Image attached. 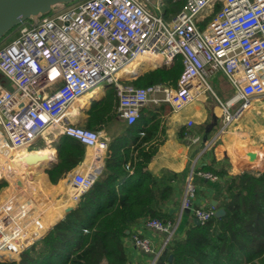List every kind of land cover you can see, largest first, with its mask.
Segmentation results:
<instances>
[{"label":"built area","instance_id":"obj_1","mask_svg":"<svg viewBox=\"0 0 264 264\" xmlns=\"http://www.w3.org/2000/svg\"><path fill=\"white\" fill-rule=\"evenodd\" d=\"M169 2L180 8L169 11ZM143 52L157 61L151 69L180 56L177 84L138 86L117 74ZM217 71L234 87L220 100L224 131L255 96L264 95V0H73L11 29L0 40V150L31 149L39 138L70 136L91 152L61 178L65 184L57 197L24 187L5 166L10 177L5 188V179L0 181V260H19L102 176L109 139L78 122L82 109L77 116L68 111L85 92L101 82L114 84L119 116L128 125L150 103L184 108L212 90L207 78ZM194 174L211 180L219 175L192 170L182 198L192 223L205 224L220 207L196 203ZM176 228V218H141L124 240L128 252L134 247L149 258L127 264H172L167 246Z\"/></svg>","mask_w":264,"mask_h":264},{"label":"trees","instance_id":"obj_2","mask_svg":"<svg viewBox=\"0 0 264 264\" xmlns=\"http://www.w3.org/2000/svg\"><path fill=\"white\" fill-rule=\"evenodd\" d=\"M180 5L176 3L169 11ZM182 69L178 56L172 64L148 69L130 81L138 86L155 82L176 85ZM117 104L116 87L111 84L106 100L93 103L85 126L104 128L119 115ZM165 120L162 104L143 106L126 132L109 142L102 176L81 195L77 205L23 251L19 260H0V264H127V230L143 217L175 220L168 205L175 201L173 180L177 174L155 176L148 166L166 139ZM214 126L210 119L205 122L208 135ZM177 135L182 139L194 131L181 126ZM50 146L58 150V160L47 170L56 183L81 161L85 144L61 136L55 143L35 149ZM203 169L225 177L218 205L225 213L214 215L205 224L177 227L167 246V258L173 255L172 264H264V169L236 174L212 166ZM43 180L50 185L46 174ZM64 183L61 180L58 187Z\"/></svg>","mask_w":264,"mask_h":264},{"label":"crops","instance_id":"obj_3","mask_svg":"<svg viewBox=\"0 0 264 264\" xmlns=\"http://www.w3.org/2000/svg\"><path fill=\"white\" fill-rule=\"evenodd\" d=\"M140 64L145 65L137 69L141 71L155 66L157 61ZM219 72L220 74L217 73L214 76L216 89H212L211 96H208L207 91H205L196 100L178 111H173L169 104H162L166 116V139L159 146L148 166L150 172L155 176L177 174L176 179L173 180L175 201L171 202L168 207L174 213L177 227L180 229H184L192 223L191 215L187 211H182L181 207L192 170L212 166L216 169H225L229 174H236L241 171L259 172L264 169V95L255 96L249 106L237 114L224 131H220V126L224 122L220 100L229 98V92L234 90V87L224 72ZM101 86L103 87L102 90L96 92L94 96L87 98L91 93L88 91L75 104H72L68 110L69 113L77 116L82 109V114L77 116V120L83 117L86 121L90 116L93 103L106 100L109 86ZM94 97L98 98L94 99ZM238 108L239 105H236L231 108V111L236 113ZM208 119L215 123L209 135L204 130V124ZM189 121H192L191 125L188 124ZM181 126L192 128L194 135L179 138L177 134ZM127 128L126 122L118 115L99 131L110 142L113 138L124 134ZM20 150H41L46 154V159L31 164L27 177L22 176L25 179L31 177L35 170L41 171L49 159L54 162L58 160V150L53 146L40 149L22 148L16 152ZM249 151L256 152L255 158L248 155ZM16 152H10L8 156L11 158V155ZM49 152L52 153L49 154ZM90 152L91 149L85 147L84 157L86 158ZM5 153H7L6 150H0V158L4 157ZM46 176L50 183L48 185L50 196L57 197L65 183L58 187L60 183L56 185L51 181L49 174ZM15 177L21 179L19 174ZM193 181L196 184L197 204L213 202L217 206L219 205V199L224 192L225 177L219 176L217 180H211L194 174ZM20 182L26 181L21 180ZM56 186L57 188H55ZM32 189L35 188L32 187ZM146 232L155 235L150 231ZM130 250L128 260L132 262L143 263L149 258L148 254L134 247Z\"/></svg>","mask_w":264,"mask_h":264},{"label":"water","instance_id":"obj_4","mask_svg":"<svg viewBox=\"0 0 264 264\" xmlns=\"http://www.w3.org/2000/svg\"><path fill=\"white\" fill-rule=\"evenodd\" d=\"M73 0H0V40L16 25H18L23 20L33 17L35 15L43 14L51 10L52 7L67 3ZM141 73L131 74L128 77L138 76ZM127 76V75H125ZM4 79V78H2ZM108 86V84H106ZM0 131H2V126L0 124ZM248 155L251 158H255L256 152L249 151ZM55 162L49 159L47 164L43 167V172H47ZM2 178L0 177V181ZM74 207V206H73ZM73 207H69L66 211H70ZM225 209L220 207L217 210V215H223ZM173 257L172 254L169 256V260ZM2 257H0L1 259Z\"/></svg>","mask_w":264,"mask_h":264},{"label":"bare ground","instance_id":"obj_5","mask_svg":"<svg viewBox=\"0 0 264 264\" xmlns=\"http://www.w3.org/2000/svg\"><path fill=\"white\" fill-rule=\"evenodd\" d=\"M155 61H156V59L153 55H150L147 52L140 53L138 56H136L134 59H132L130 62H128L125 66H123L117 72V74L119 76H124V75L129 76L131 74L139 73L141 71L137 70V69L145 66L144 64H140V63H152ZM128 68L129 69L131 68V69L129 70ZM125 70H127V71L122 73ZM101 85L105 86V83H102V82L98 83L92 89L88 90V91H91V93L89 96H87V98L94 96L96 94V92L102 90L103 87ZM87 92H85V94ZM97 98L98 97H94V99H97ZM44 159H46V154L41 150H30V151L20 150V151L14 153L13 155H11L10 168H12V170H15L16 174H20L21 178H22V176L27 177L28 172H29V168L31 167V164H33L35 161H41ZM41 170H43V168ZM35 172H38V170L37 171L35 170Z\"/></svg>","mask_w":264,"mask_h":264},{"label":"rangeland","instance_id":"obj_6","mask_svg":"<svg viewBox=\"0 0 264 264\" xmlns=\"http://www.w3.org/2000/svg\"><path fill=\"white\" fill-rule=\"evenodd\" d=\"M169 4H170V7H173L176 3H174V2H169ZM212 16V15H211ZM211 16H209L204 22H202L201 24H200V26L203 28L206 24H207V22L210 20V18H211ZM148 69H151V68H148ZM148 69H146V70H148ZM146 70H144L143 72H145ZM217 73H219L220 74V72L219 71H217L215 74H217ZM215 74H212V75H210V76H208V78H207V80H208V82L210 83V85H211V87H212V89L214 90V89H216V80H215V78H214V76H215ZM140 75V74H139ZM125 76V75H124ZM125 77H127V76H125ZM134 77V76H133ZM233 92H234V90H232V91H230L229 92V96H231L232 94H233ZM206 94L208 95V96H211V94H212V90L211 89H209V90H207V92H206ZM228 96V97H229ZM93 106V105H92ZM78 122H80L81 124H83V125H85V118H83V117H81V118H78ZM56 140H58V139H56V138H53V139H51V138H39L37 141H36V144L34 145V146H32V148L31 149H34V148H36V146L37 145H51L52 143H55L56 142ZM7 151V150H6ZM16 151V150H15ZM14 151H12V153H13ZM9 151H7V153H5L4 154V157H1L0 158V177L2 178V180H4L5 179V177H10V175L8 174V173H6L5 174V166L6 165H8L9 167H10V157L8 156L9 155ZM52 152H49V154H51ZM7 154V155H6ZM11 170H12V168H11ZM11 174L12 175H17L18 176V174H16V172H15V170H12V172H11ZM32 176L31 177H28V178H21V180H24V181H26L23 185H24V187L26 186L27 188L28 187H31V189H32V187H34L35 189L34 190H36L37 188H39V189H41L43 192H45V193H49L50 192V190H49V188H48V186H47V184L45 183V181L43 180V178H44V175L45 174H48V172H43V170H41V171H38V172H32ZM20 175V174H19ZM14 176V177H15ZM61 182V179L58 181V182H56L55 184L56 185H58L59 183ZM41 184V185H40ZM39 185H40V187H39ZM8 186V181H6V179L4 180V182L2 183V187L3 188H5V187H7ZM55 188H57V186L55 187ZM2 191L0 190V193H1ZM4 192H5V190H4Z\"/></svg>","mask_w":264,"mask_h":264}]
</instances>
